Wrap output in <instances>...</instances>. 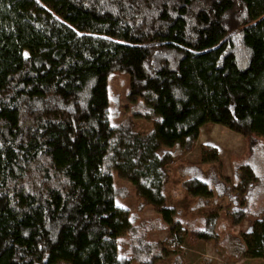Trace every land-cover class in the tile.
<instances>
[{
  "label": "trees",
  "instance_id": "1",
  "mask_svg": "<svg viewBox=\"0 0 264 264\" xmlns=\"http://www.w3.org/2000/svg\"><path fill=\"white\" fill-rule=\"evenodd\" d=\"M113 72L127 75L145 131L105 118ZM207 123L264 152V0H0V264H153L166 243L146 241L147 225L138 232L116 204L131 194L172 242L187 232L215 243V213L197 226L164 196L168 167ZM256 144L231 187L213 153L181 187L198 202L228 199L230 227L249 220L227 234L230 255L264 260Z\"/></svg>",
  "mask_w": 264,
  "mask_h": 264
},
{
  "label": "rangeland",
  "instance_id": "2",
  "mask_svg": "<svg viewBox=\"0 0 264 264\" xmlns=\"http://www.w3.org/2000/svg\"><path fill=\"white\" fill-rule=\"evenodd\" d=\"M127 88V75L120 72H113L109 75L105 118L111 123L129 118L132 119L136 128L145 131L148 129L149 123L134 117L132 112L136 106L128 99ZM252 140L259 141V144L254 146V156L256 162L259 163V168L263 170L261 175L264 180V152L260 147V140L255 136L243 137L223 126L212 123L203 125L193 146L189 150L181 152L176 160L178 162L168 167L169 178L164 189L167 207L173 209L178 218H182L186 222H194L197 226H201L197 219L215 213L217 215L215 226L217 241L215 243L213 241H194L189 238L187 232L186 236L182 238V242H172L168 239L169 232L166 225L162 226L159 215L152 207L140 205L141 201L132 194L116 200L119 207L134 216V224L137 226L138 232H141L139 227L142 223L147 225L149 230H145L147 233L144 235L146 241L154 244L166 243L163 247L166 254L154 255L153 264H264L262 259L235 258L230 255L229 240H226L227 234L239 236L240 232L248 226L249 220L244 221L240 227H230L229 217L226 214L230 208L228 199L212 195L206 202H198L195 198H190L181 187V182L188 177L187 174H190V171H206L211 167L210 164L204 162L210 153H213L217 160L215 169L218 178L225 187H231L235 163L250 159L249 145ZM205 146V151H201V148ZM213 172L215 173L214 169ZM113 183L116 188L125 190L126 193L132 192L129 183L124 180L114 178ZM128 246L129 243L125 237L121 238L119 241L120 250L128 248ZM131 264L137 263L132 261Z\"/></svg>",
  "mask_w": 264,
  "mask_h": 264
}]
</instances>
